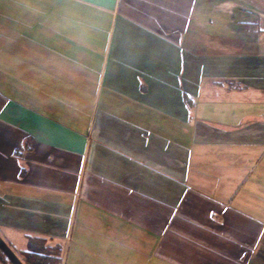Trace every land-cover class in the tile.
I'll list each match as a JSON object with an SVG mask.
<instances>
[{
  "label": "crops",
  "instance_id": "0c3cea01",
  "mask_svg": "<svg viewBox=\"0 0 264 264\" xmlns=\"http://www.w3.org/2000/svg\"><path fill=\"white\" fill-rule=\"evenodd\" d=\"M0 227L264 264V0H0Z\"/></svg>",
  "mask_w": 264,
  "mask_h": 264
},
{
  "label": "rangeland",
  "instance_id": "374dc122",
  "mask_svg": "<svg viewBox=\"0 0 264 264\" xmlns=\"http://www.w3.org/2000/svg\"><path fill=\"white\" fill-rule=\"evenodd\" d=\"M0 237L4 240V242L9 246V248L16 254V256L23 262L24 259L20 255V251L25 250V238L21 236L18 232L15 233L13 230L8 228L0 227ZM61 258L62 264H121L123 260H118L116 263L111 262L110 260H104L89 255L84 251L81 246H79L76 242H70L69 244H61ZM7 264L9 261H7Z\"/></svg>",
  "mask_w": 264,
  "mask_h": 264
},
{
  "label": "trees",
  "instance_id": "16d2710c",
  "mask_svg": "<svg viewBox=\"0 0 264 264\" xmlns=\"http://www.w3.org/2000/svg\"><path fill=\"white\" fill-rule=\"evenodd\" d=\"M20 255L24 264H62L61 246L49 245L45 238H28L26 249ZM7 261L0 251V264H7Z\"/></svg>",
  "mask_w": 264,
  "mask_h": 264
},
{
  "label": "water",
  "instance_id": "95a60500",
  "mask_svg": "<svg viewBox=\"0 0 264 264\" xmlns=\"http://www.w3.org/2000/svg\"><path fill=\"white\" fill-rule=\"evenodd\" d=\"M0 251L11 264H23L16 254L9 248V246L0 237Z\"/></svg>",
  "mask_w": 264,
  "mask_h": 264
}]
</instances>
